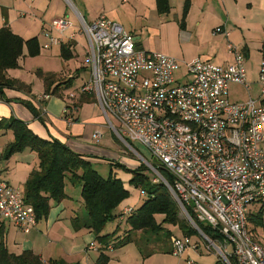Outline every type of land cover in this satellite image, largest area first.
<instances>
[{"label": "built area", "instance_id": "2783aa9c", "mask_svg": "<svg viewBox=\"0 0 264 264\" xmlns=\"http://www.w3.org/2000/svg\"><path fill=\"white\" fill-rule=\"evenodd\" d=\"M63 1L72 9L78 32L87 43L91 77L80 93L93 96L104 127L142 161L152 184L162 183L168 189L180 217L206 242L208 250L215 248L219 264H264V247L247 229L250 206L264 200V57L258 73V100L232 103L230 84L249 88L244 57L233 45H227L233 61L226 66L198 58L180 63L170 56L136 50L133 36L106 15L87 23L71 0ZM72 28L65 18L52 20L41 33L45 39L42 49L63 44L65 32ZM214 32L228 36L221 28ZM75 34L65 40L74 41ZM180 71L187 81L174 79ZM48 98L43 95L40 100ZM73 98V94L67 96ZM63 113L71 123L67 107ZM101 138V131L95 130L92 140L98 143ZM135 145L145 148L152 162ZM145 195L140 189L139 196ZM131 213V207H124L120 220ZM0 223H10L23 233L36 225L34 210L25 203L23 192L1 178ZM196 223L216 230L221 240L209 239ZM89 248L97 250L98 246L90 243ZM187 249H198L188 236L170 238L173 256L181 258ZM187 264L195 263L189 260Z\"/></svg>", "mask_w": 264, "mask_h": 264}, {"label": "crops", "instance_id": "0c3cea01", "mask_svg": "<svg viewBox=\"0 0 264 264\" xmlns=\"http://www.w3.org/2000/svg\"><path fill=\"white\" fill-rule=\"evenodd\" d=\"M61 1L33 0L30 4L29 0H26L28 12L26 11L25 14L31 23H34V20L38 22V24H32V29H37L38 31L37 35L35 33L32 36L21 37L9 25L8 27L22 39L27 40L35 37L38 43L43 45L45 39L41 33L45 26L48 25L49 18L51 21L57 18H65L72 23L73 28L65 32L63 44H68L65 39L70 33H76L74 41L71 42L73 46L69 49L72 58L77 61L81 45L80 39H85V37L78 32L76 16L73 12L68 15L65 5ZM74 1L77 5L76 11L85 22L90 23L99 15H106L133 36L136 42L135 45H138L139 49L148 53H158L173 57L180 63L198 58L203 62L216 66H226L233 61V55L229 53L227 45H233L244 57V67L249 87L248 90H245L243 86L235 83L229 85V87H241L246 93V96L242 99L243 101L234 103H243L248 98L258 100V73L260 62L264 57V0H190V8L186 15L183 29L179 27V20L184 0H169L171 9L167 15L157 14L155 0ZM32 6L35 8L32 9ZM37 13L41 15L39 16ZM20 14L21 12L17 11L12 16L19 19ZM5 16L9 17V15ZM46 19H48L47 23L43 21ZM3 26L4 19L2 17L1 27ZM216 28H221L222 31L225 30L228 36L215 33ZM52 35L57 37L55 32ZM55 47L59 48L60 51V45L52 46L49 50ZM86 50L87 43L85 45ZM181 68H183L182 65ZM9 71L11 70H8L7 76L15 79L9 76ZM180 73L179 80L181 78L182 80L179 82L187 81L188 77L183 76V71ZM76 75H79L78 72L68 75V79ZM54 76L58 79L59 75ZM74 84L72 82L71 87H75L80 91L79 89L83 85L75 84L77 87ZM43 95L46 94L44 92L38 94L31 92L30 95H27L16 90H5V100L0 98V119L15 117L26 123L28 128L37 136L47 140L58 139L79 154H94L105 156L109 159H114L117 154H121L119 142L104 127L101 111L95 101L79 104L78 108H74V105L78 104L81 93L70 100L67 99L68 95H63L62 92H60L59 96L48 95L49 98L47 100H40ZM22 100H28L35 106L40 112L44 125L34 118L21 104ZM66 107L68 108L69 117L73 120L71 123H68L63 113ZM95 130H99L102 133V138L98 143L92 140V134ZM6 133L4 136L5 142H0V178L23 192L24 184L29 174L38 168V159L30 151H24L7 160L4 159L2 153L13 137L11 132ZM261 148L264 150V142L261 144ZM115 169L117 168L113 167L110 170L113 171L116 178L122 181ZM76 184H78L77 190H75ZM64 192L66 195L65 199L59 204L50 201L48 216L46 219L36 222L35 227L30 232L22 233L10 223L3 224L6 231L5 244L10 253L18 255L23 251L30 250L43 261L63 260L68 264L96 263L99 251L89 248L90 243H96L95 235L85 227L76 228L74 225L76 219H79L78 222L81 224L87 217L80 196L81 185L78 182H66ZM74 199H76V203ZM124 202L122 207H129ZM258 212L262 213L263 227H254L249 224L247 229L253 239L264 247V200L251 205L248 214H256ZM158 217L161 219V216ZM124 225L125 229L119 231L116 236H122L123 232L128 229L127 225ZM10 231L13 233L18 231L25 235L26 242L22 240L23 243L14 244L15 241H13L12 247L8 246L7 233ZM109 233L111 231L107 232L104 229L103 234ZM135 236L137 239L134 238L133 243L118 250L107 251L106 255L109 257L107 264H144L143 261L146 257H143L138 250L130 247L141 239V233H136ZM196 245L199 246L198 244ZM168 252L171 254L170 251ZM199 253V247L196 252L187 249L182 257L186 256L185 263L187 264L189 258L198 256ZM152 255H155V253L150 254V256ZM182 257L179 259L181 260Z\"/></svg>", "mask_w": 264, "mask_h": 264}, {"label": "trees", "instance_id": "16d2710c", "mask_svg": "<svg viewBox=\"0 0 264 264\" xmlns=\"http://www.w3.org/2000/svg\"><path fill=\"white\" fill-rule=\"evenodd\" d=\"M155 7L158 15H167L171 9L169 0H155ZM189 8L190 0H184L179 20L181 29L184 28ZM5 15L2 12L4 26L0 28V98L2 100H5V90H16L30 95V87L9 78L7 72L18 67V61L24 49L30 57L37 56L40 52L37 38L24 40L13 33L7 25ZM72 46L71 42L60 45V56L63 59L72 58L69 49ZM38 74L44 83V94L50 96H59L60 92L71 87L73 82V78H69L57 83L54 75H43L40 72ZM93 101V96L81 94L74 108H78L79 104ZM21 104L44 125L40 112L30 101L22 100ZM1 131L11 132L13 135L12 142L6 145L3 151L4 159L7 160L14 154L24 151L33 152L38 159V168L31 171L23 190L24 201L33 208L36 222L46 219L50 211V201L60 203L65 199L64 188L67 181L78 182L81 185L80 196L87 217L81 224L78 222L79 219H76L74 225L76 228L85 227L95 235L99 251L95 264H107L109 262V257L106 255L107 247L112 246L114 250L133 243L136 233L156 235L164 230L163 225L172 224L178 226L183 236L190 237L196 234L180 217L179 209L168 189L162 183L152 184L150 178L145 175L144 171L147 169L143 164L135 169H129L117 162L116 157L109 159L94 154H79L58 139L47 140L37 136L26 123L15 117L0 119ZM135 148H137L136 145ZM101 162L109 165L110 169L123 168L132 175L129 184L146 193L144 203L136 210L132 208L133 213L123 221L120 220L121 211L124 208L122 203L129 198V191L124 188L122 181L116 178L112 170L107 178L99 175L93 168V164ZM160 173L169 180L165 170L160 169ZM158 216H161L160 222L157 220ZM114 220L119 222L116 229L109 234H103L105 226ZM247 222L254 227H263L262 213L248 214ZM121 224H126L128 229L122 236H116ZM196 224L212 241L221 240L217 231L210 226L203 223ZM5 233L4 225L0 223V264H68L63 260L43 261L30 250L18 255L10 253L5 244ZM167 236L171 237L170 234ZM215 264H219V261ZM231 264L234 262L231 261Z\"/></svg>", "mask_w": 264, "mask_h": 264}, {"label": "rangeland", "instance_id": "374dc122", "mask_svg": "<svg viewBox=\"0 0 264 264\" xmlns=\"http://www.w3.org/2000/svg\"><path fill=\"white\" fill-rule=\"evenodd\" d=\"M71 2L73 6L75 7V9H77L76 2L74 0H71ZM61 3L65 5L64 7L66 9V12L68 15H70L73 12L72 9L68 5H66L63 0L61 1ZM26 8H27L26 0H0V27L2 26V12H3L4 14L6 13V15H9V17L6 16L7 25H9V27L13 31L20 34L21 37L22 36L23 37L32 36L35 33L37 35L38 33L37 29L35 30L32 29L33 28L32 24H38L37 21L34 20V23H31V21L27 19V16L25 17L20 16L19 19L14 18L12 16L17 11H20L21 14L25 13L26 11L28 12V9ZM34 8L35 7H33L32 9ZM47 20L48 19L43 20V21L47 23L48 22ZM50 22L51 20L49 18V22L47 24H49ZM80 42H81V45L79 47L80 52L78 51L79 55H78L77 61L73 58L67 59V60L63 59L59 54L60 53L59 48H56V47L52 48L51 50L49 49L44 50L41 48L42 45L39 44L40 52L37 56H34V57L28 56L26 49H24L23 55L18 61V67L16 69H12L11 71H9V76L10 77L12 76L19 82L23 83L24 85L29 86L30 94L31 92L33 94L44 92V83L42 81V78L38 74L39 72L42 73L43 75H59L58 76L59 80L55 77V80L57 79L58 81H60L59 83H61V81L68 80V75L75 74L78 72L79 75L72 77L73 78L72 81L77 85H81V84L83 85L84 83L90 80L91 75H90V65L87 63V59L85 57L86 41L85 39L82 38L80 39ZM134 46L136 50H141L139 49L138 45H134ZM79 67L80 69L77 70V68ZM180 72H176L174 74L175 80H179V77L181 75ZM181 80L182 78L179 81ZM75 84L74 86H77ZM61 92L63 95H69V93H72L75 97H77L78 94L80 95V91H78L75 87H69L68 89L62 90ZM228 96H229V100L232 101L233 103L241 102L243 101L242 99L246 96V93L241 87H229ZM5 134L7 133L3 131L0 132V142L1 143L3 141L5 142V139H4ZM12 140H13V137H12ZM136 147L139 149L138 150L136 148L142 156L148 159L149 162H152V158L149 152L145 148L138 146V145H136ZM119 148H120L121 154H117L115 157H116V161L119 162L121 165H124L129 169H135L139 165H142V161L139 160V158H137L136 156H134L131 152H129L123 145L119 144ZM19 154L21 153L14 154V155H19ZM93 168L99 173V175L102 178H107L109 176V171H110L109 165L103 164V163H95L93 164ZM115 170L117 171V175L122 179L124 188L128 190L130 194L129 198L124 202V204L135 210L138 209L144 203L146 196L144 197L139 196L140 189L135 188L129 184L128 180H130L132 176L130 173L126 172L123 168H117ZM144 173L148 177L151 176V173L148 170H145ZM67 182L70 183L69 181ZM75 186H76L75 190H77L78 184H76ZM74 201L76 203V199H74ZM157 220L159 222L161 221L159 217L157 218ZM118 224L119 222L117 220H114L105 226V230L107 232L109 231L112 232L116 229V226ZM120 226L121 227L119 231H122L125 229L124 224H121ZM163 228L164 230H162L156 235L141 234V239L139 241H136V243H134V246L132 244L130 246L131 249L138 250L143 257H146V259L143 261L144 264H186L185 263V260L187 259L186 256L182 257V259L180 260L178 257H175L168 252L170 251V238L171 237H182V234L180 230L178 229V226L172 225V224L163 225ZM247 228H249L248 222H247ZM18 231H16L17 233H13L11 231L7 233L8 246L9 245L11 246L13 244V241H15L14 244H21L23 243L22 240L26 242L25 235L20 233L22 231L20 232ZM169 234L171 235L170 238H168L167 236ZM133 238L137 239L136 236H134ZM189 239H190L191 245H195V244L199 245L198 247L201 253V254L199 253L198 256H193L189 258V260H192L196 264H215L218 261V255H217L215 248H211V250H208L206 248L207 247L206 242L202 240L201 237L197 233L191 235ZM26 248L28 247L26 246ZM121 248H117L116 250L121 249ZM151 253H155V255L150 256ZM147 256H150V257H147Z\"/></svg>", "mask_w": 264, "mask_h": 264}]
</instances>
